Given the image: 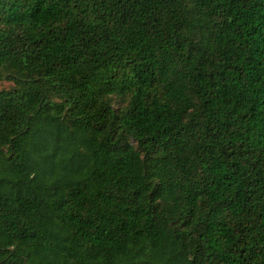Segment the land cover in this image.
Returning a JSON list of instances; mask_svg holds the SVG:
<instances>
[{
  "label": "trees",
  "instance_id": "trees-1",
  "mask_svg": "<svg viewBox=\"0 0 264 264\" xmlns=\"http://www.w3.org/2000/svg\"><path fill=\"white\" fill-rule=\"evenodd\" d=\"M0 264H264V0H0Z\"/></svg>",
  "mask_w": 264,
  "mask_h": 264
},
{
  "label": "rangeland",
  "instance_id": "rangeland-1",
  "mask_svg": "<svg viewBox=\"0 0 264 264\" xmlns=\"http://www.w3.org/2000/svg\"><path fill=\"white\" fill-rule=\"evenodd\" d=\"M11 83L7 81H0V88H9L11 87Z\"/></svg>",
  "mask_w": 264,
  "mask_h": 264
}]
</instances>
